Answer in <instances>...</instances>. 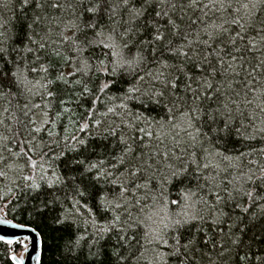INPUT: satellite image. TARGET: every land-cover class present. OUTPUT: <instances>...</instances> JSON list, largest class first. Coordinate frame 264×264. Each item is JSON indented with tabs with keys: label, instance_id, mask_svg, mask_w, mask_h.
<instances>
[{
	"label": "snow or ice",
	"instance_id": "obj_1",
	"mask_svg": "<svg viewBox=\"0 0 264 264\" xmlns=\"http://www.w3.org/2000/svg\"><path fill=\"white\" fill-rule=\"evenodd\" d=\"M30 3L41 11L67 8L68 18L36 15L33 24L43 26V35L28 24L11 45L0 32V97L19 96L25 100L16 105L20 112L13 118L16 127L4 125L6 134L0 133V162L21 173L29 167L39 168L38 179L44 181L47 160L59 159L68 151L78 153L81 158L72 163L83 169L79 172L82 179L91 173L94 183L91 190L76 184V195L95 199L105 212L121 208L119 201L131 203L127 201L129 193L138 204L133 189L147 188V183L138 181L155 180L157 176L162 181L161 204L165 184L182 185L187 193L182 200L171 201L178 207L182 204L181 210L165 212L153 228L142 230L143 221L133 220L130 212L127 219L115 215L100 227L93 220L95 238L87 243L86 251L81 244L84 237L79 236L69 241L67 252L73 258L83 254L84 264H104L106 250L100 241L115 232L119 247H114L111 255L117 264H139L141 260L146 264H197V256L211 261L206 251L209 242L221 264L225 260L250 264L253 259L264 264V254L252 251L255 243L264 244V222L260 234L252 236L246 224L247 220L255 226V221L264 218V164L245 162L249 152L227 154L228 138L233 133L231 121L236 119L234 109L244 115L231 98L233 84L245 89V105L253 103L248 95L257 89L264 96V0H188L186 7L199 9L202 15L195 20L188 17L187 22L185 5L175 0H72L67 4L60 0H22V7ZM118 14L120 20L116 21ZM53 21H58L55 41L50 27ZM117 23L120 32L113 26ZM69 31L71 35L66 34ZM97 47L107 51L96 56L93 49ZM11 53L15 57L9 59ZM67 65L72 70L65 74ZM31 73H38L39 79H29ZM97 74L113 79H105L93 90L88 81ZM120 82L126 87L119 89V95L108 97L119 103L103 113L119 115V123L93 119L94 111L90 109L77 129L81 133L94 129L108 144L90 146L85 138L75 134L61 137L50 130L49 126L54 128L60 116L68 112L64 105L70 101L61 94L74 92L73 85L80 89V97L95 105L100 100L97 93L107 95ZM37 95L39 104L31 101ZM261 96L254 95V99ZM130 104H138L148 113L159 108L164 115L158 113L157 118L134 112ZM42 105L41 119L37 120ZM257 107L264 113V99ZM153 126L169 129L171 148L160 149V136L150 130ZM205 127L207 131H202ZM248 128L252 133L246 135ZM234 131L237 142L257 135L264 138V127L257 128L254 122L247 126L241 122ZM145 137L154 138L157 146L153 148ZM13 146L19 150L14 152ZM98 147L104 158H99ZM251 151L264 155V148ZM33 156L38 157L39 164ZM10 158L16 159L8 163ZM210 158H219L220 162L213 164ZM52 177L49 188L64 183L55 169ZM22 179L31 181L27 187L40 188L35 175H23ZM68 179L75 181L76 176ZM192 181L195 189L189 186ZM105 185L115 186L118 192L106 190ZM66 219L58 216L54 223L62 225ZM208 229L216 230L213 237H208Z\"/></svg>",
	"mask_w": 264,
	"mask_h": 264
},
{
	"label": "trees",
	"instance_id": "obj_2",
	"mask_svg": "<svg viewBox=\"0 0 264 264\" xmlns=\"http://www.w3.org/2000/svg\"><path fill=\"white\" fill-rule=\"evenodd\" d=\"M61 3L67 4L71 3L72 0H60ZM179 4L185 5V21L187 22L188 17H191L195 20L198 16H201L202 13L199 9L191 10L188 9L187 3L188 0H175ZM203 3H207L208 0H202ZM139 6V5H137ZM36 15H45L48 17H60L65 20L68 18V10H57L52 8H45L43 11L35 9L33 4H29L27 7H22V0H0V32L5 33V37L9 38L7 40L8 44H12L14 40L22 33V31L27 30L28 24H33V18ZM211 15V13H209ZM116 21L120 20V15L118 14L115 18ZM58 21H53L50 25L52 28L51 36L52 40H57ZM114 27L117 28V32L122 31L119 27V24H114ZM33 28L37 32H41L43 35V26H37L33 24ZM60 30H63L62 25ZM67 35H71V32H67ZM38 38V37H37ZM135 51V49H132ZM96 56H100L102 52H106V49L97 47L93 49ZM258 55V54H257ZM15 57V53H11L9 59ZM29 59L31 56L29 55ZM7 67L11 68L12 65L9 64ZM72 70L71 65L64 67V72L67 74ZM39 79L38 73H31L29 79L33 78ZM71 79V77H69ZM105 79H113V77H105L103 74H97L90 81H88L89 88L95 90L96 86L101 84ZM115 79H119L115 77ZM130 80L131 77H128ZM242 79V76H241ZM264 83V81H262ZM126 85H123V82L117 83L110 92L105 94L97 93L100 100L95 105H92L88 102V99L80 97V89L73 85L74 92H66L61 94V98L67 99L70 103L64 105L68 108V112L63 113L58 119L56 126L54 128L50 127V130L55 134L59 133L61 137L77 135L78 137L85 138L88 140L90 146H97L102 144H108L107 140H103L102 137L96 134V130L89 132L81 133L79 132L78 126L84 123V116L87 114V110H93L94 116L93 119H98L101 121L112 122L116 121L119 123V115L109 113L107 116H104L103 113L106 112L108 107H114L115 104H118L117 100H110L108 97H115L120 94L119 89ZM234 92L231 94V98L236 100L237 104L240 105V112H243L244 115L240 116L239 112H236L234 109V115L236 119L231 121L233 126L232 136L229 137V143L227 148L229 152L227 154L237 155L239 152H249L250 154L245 158V162L248 160H255L257 164H264V155H261L259 151H251L252 149L264 148V138L261 135H257L255 139L251 140H240L237 142V136L234 131L236 127H241V122L243 125L247 126L250 122H254L256 127H264L262 121H264V113L259 111L257 107L261 103V99H264V96H261L259 89L256 90L255 94L249 93L248 99L253 100L251 105H245L243 103L245 89L242 85L233 84ZM15 92V89H13ZM235 92H239L240 95L236 96ZM227 95V93H226ZM255 96H261V99H254ZM223 100V98H221ZM31 101L34 103H41L40 96H34L31 98ZM25 102L22 97L19 96H4L0 97V121H3V124H0V133H5L4 125H12L15 128L14 117H19L20 112L17 110L16 105L20 103L21 105ZM211 103V101L207 102ZM215 107V104H212ZM129 107L134 112H145L140 105L130 104ZM7 109V111H5ZM43 111V105L41 110L37 111L36 119H41V112ZM163 116L164 113L157 108L151 113L145 112L146 115L157 116L159 118ZM254 118V119H253ZM151 131L155 132L156 135L160 136L159 147L163 151L165 146L168 148L172 147L171 143V133L167 127L163 129L156 128L153 126ZM202 131H207V128H202ZM243 131V128H242ZM252 133V129L248 128L246 135ZM6 134V133H5ZM195 134V133H194ZM45 137L47 138L46 134ZM111 139V138H109ZM181 139H185L184 134L181 133ZM146 141H150L153 145V148L157 146V143L154 138L145 137ZM207 147V145H205ZM220 150H224V142L221 141L219 144ZM19 149L13 146V151H18ZM177 154H179V149H176ZM97 153L99 158H104V153L102 148H97ZM5 156L8 153H3ZM81 158L78 153L71 151L65 152L63 156H60L59 159L47 160L44 163V168L47 169L46 180L41 181L38 179L40 175V170L31 169V167L24 169L23 173L15 167L9 168L5 166V163L0 162V172H3L4 175H0V213L5 212L8 217L11 219L30 225L36 228L42 238H43V253H42V264H84V255H79L78 258H73V256L67 252L66 247L69 244V241H76L79 236L84 237V241H81V244L84 245V250L87 249V243L91 242L95 236V229L93 227V220L96 222V226H103L106 222H111L113 216L119 215L121 220L128 218V213H131L133 220H141V229L153 228L159 225L160 214L159 211L163 210L164 212H178L181 210L183 205L179 207L176 204H172L171 201L182 200L183 196L186 195V191L183 190L184 186L182 185H173L165 184L163 192V204L160 203L161 190L160 185L162 181L159 176L155 180L145 181L140 180L138 183L144 184L147 183V188L140 190L133 189V193L140 202L137 204L133 200L132 193L127 194V201L131 203H126L125 201H119L122 204V207L115 209L113 211H102L98 207V202L89 197H79L76 195L75 185L80 184L82 187H88L91 190V184L94 183L91 181V173L87 174L83 179L80 177L79 172L83 171L82 168L72 163L73 159ZM97 157H93L95 159ZM12 159L10 158L8 163H11ZM33 159H37L39 164V159L36 156H33ZM22 162V161H21ZM171 162V161H169ZM210 162L213 164L219 163V158H210ZM223 166V165H222ZM55 169L56 174L61 176L64 179L62 184H54L53 187L49 188L48 184L54 179L52 177V171ZM163 171V168L161 169ZM23 175H35L37 177V183L40 184L39 189H32L27 187V184H30L31 181H24L22 179ZM75 175L76 180L71 181L68 177ZM187 183V182H186ZM195 189V181H192L189 185ZM106 190L113 189L118 192V189L113 185H105ZM111 199V195H109ZM167 205V208L164 207ZM143 209V211H141ZM239 210H237L238 214ZM67 219L62 225L54 223L56 217ZM151 219H148V217ZM75 221V222H73ZM264 222V218H260L255 221V226L249 223L246 220V224L251 228V231L248 232L249 236H252L254 233L256 235L260 234V224ZM225 227L226 230V226ZM207 229V226H206ZM215 229H208V237H213ZM131 231L129 235H131ZM204 233H200L203 235ZM100 244L104 246L106 250V255L104 257V264H117L116 258L111 255L113 248H118L117 244V234L115 232L108 233L100 241ZM23 249V244L21 242L8 243L0 240V264H14L11 255L14 251H21ZM206 251L211 258V261H215V264H221L220 258L216 255L215 251L212 250V244L209 242L207 245ZM252 251L257 255L264 254V244L259 242L255 243L252 246ZM125 255L128 253L125 252ZM148 259L151 260V253H146ZM197 264H211V261L208 257L201 259L197 256ZM129 264H137L136 261H129ZM139 264H146V261L141 260ZM223 264H230L228 260L223 261ZM250 264H257L253 259Z\"/></svg>",
	"mask_w": 264,
	"mask_h": 264
},
{
	"label": "water",
	"instance_id": "obj_3",
	"mask_svg": "<svg viewBox=\"0 0 264 264\" xmlns=\"http://www.w3.org/2000/svg\"><path fill=\"white\" fill-rule=\"evenodd\" d=\"M0 236L5 238L2 241L23 244L21 251H14L11 255L14 264H42L43 238L36 228L17 222L2 212Z\"/></svg>",
	"mask_w": 264,
	"mask_h": 264
},
{
	"label": "rangeland",
	"instance_id": "obj_4",
	"mask_svg": "<svg viewBox=\"0 0 264 264\" xmlns=\"http://www.w3.org/2000/svg\"><path fill=\"white\" fill-rule=\"evenodd\" d=\"M160 214V219L163 217V215L165 214V212L163 210H161V212L159 211Z\"/></svg>",
	"mask_w": 264,
	"mask_h": 264
}]
</instances>
